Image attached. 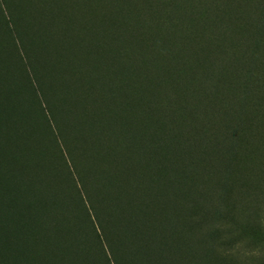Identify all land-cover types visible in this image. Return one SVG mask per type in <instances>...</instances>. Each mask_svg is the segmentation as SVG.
Listing matches in <instances>:
<instances>
[{
    "label": "rangeland",
    "instance_id": "obj_1",
    "mask_svg": "<svg viewBox=\"0 0 264 264\" xmlns=\"http://www.w3.org/2000/svg\"><path fill=\"white\" fill-rule=\"evenodd\" d=\"M157 1L21 0V8L12 9L37 43L33 64L13 55L11 32L0 16V198L7 202L0 224L7 233L29 234L38 224L48 231L53 220L70 219L78 204L74 172L100 207L110 234L127 247L131 264H218L210 221L190 217L197 216L186 193L193 183L184 173L210 189L218 176L208 177L195 164L183 169L182 148L170 145L172 118L164 111L167 102H176L184 112L181 131L195 137L214 108L200 106L199 79L184 77L187 58L169 65V58L151 47L175 41L171 48L178 56L190 54L186 25L197 0H165L163 8H147ZM203 37L201 43H211ZM243 55L241 49L238 58ZM260 77L264 81L263 73ZM175 79L181 82L178 91ZM33 80L43 92L50 90L49 107L34 92ZM142 82L150 88L147 94L135 90ZM189 89L194 98L184 95ZM147 100L157 102L148 115ZM220 107L215 119H226ZM67 150L78 162L76 170L67 166ZM15 216L18 226L12 224ZM80 226L85 234L84 223ZM131 242L140 251H133ZM98 248L92 245L89 257L83 256L89 264H103ZM77 253L82 258L84 252Z\"/></svg>",
    "mask_w": 264,
    "mask_h": 264
},
{
    "label": "trees",
    "instance_id": "obj_2",
    "mask_svg": "<svg viewBox=\"0 0 264 264\" xmlns=\"http://www.w3.org/2000/svg\"><path fill=\"white\" fill-rule=\"evenodd\" d=\"M165 5V0H158L148 4L147 8H163ZM195 6L196 11L189 13V27L186 25L190 54L178 56L171 48L175 41L169 44L152 42L151 47L157 54L169 58V65L178 58H187L182 62L188 63L183 69L184 77L188 81L192 76L199 79L200 106H211L214 112L211 117L206 116L197 126L199 133L191 137L189 132L181 131L183 110L176 102H167L164 111L172 118L167 127L171 133L170 145L182 148L179 156L184 161L183 169L193 170L191 167L195 164L194 168L201 167L208 177L213 173L218 176L215 187L210 189L209 186L198 187L194 176L184 173L185 178L193 183L186 193L188 202L195 205L197 216L191 214L190 217L210 221L217 263L264 264V81L260 77L264 74V0H197ZM12 8H21V0H0V16L11 32L8 41L14 46L13 55L33 64L37 57V43L23 30L17 10ZM171 24V18L165 20L167 27ZM202 36L208 37L211 43H201L206 40ZM136 42L141 43V39ZM241 49L245 55L240 60ZM122 51L120 49L119 53ZM167 81L172 82L171 78ZM142 83L135 90L147 94L150 88L147 82ZM33 86L40 102L49 107L52 102L50 90L43 92L40 83H34V80ZM180 86L179 79H175L172 87L178 91ZM189 91L186 90L184 95L194 98L196 95L192 89ZM154 102L157 104L147 100V115L150 109H154ZM185 104L189 106L188 101ZM220 105V113L226 115V119H215ZM191 113L189 109V117ZM159 145L156 142L153 149ZM67 154H70L69 158L66 155L67 166L74 170L78 162L68 150ZM61 155H64L63 149ZM72 175V193L78 204L70 210V219L53 220L48 228L50 234L35 218L33 222L38 227L29 234L18 233V230L7 233L0 224V264H89L83 256L89 257L95 244L99 246L96 257L103 264H131L127 247L110 234L108 223L102 222L100 207L92 201L86 184L76 179L74 172ZM25 179L34 180L30 174H25ZM211 195L214 203L210 201ZM6 205L4 198H0V223H3ZM45 221L43 219L41 223L45 224ZM82 223L85 234L79 232ZM12 224H20L16 216ZM130 248L140 251L133 242ZM78 250L84 252L82 258Z\"/></svg>",
    "mask_w": 264,
    "mask_h": 264
}]
</instances>
